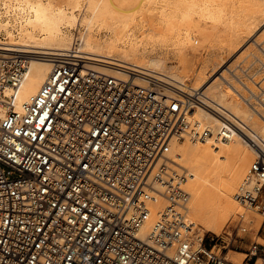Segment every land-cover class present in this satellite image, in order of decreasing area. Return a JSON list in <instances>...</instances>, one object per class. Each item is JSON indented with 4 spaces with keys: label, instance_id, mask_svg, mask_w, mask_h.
Returning <instances> with one entry per match:
<instances>
[{
    "label": "built area",
    "instance_id": "obj_1",
    "mask_svg": "<svg viewBox=\"0 0 264 264\" xmlns=\"http://www.w3.org/2000/svg\"><path fill=\"white\" fill-rule=\"evenodd\" d=\"M8 60L0 58V264H233L223 236L193 238L185 177L170 166L195 97L168 98L85 69L82 58L58 59L17 111L5 90L18 88L26 59ZM258 149L238 198L260 213L261 231ZM159 198L166 204L142 236ZM260 254L255 241L245 264Z\"/></svg>",
    "mask_w": 264,
    "mask_h": 264
},
{
    "label": "bare ground",
    "instance_id": "obj_2",
    "mask_svg": "<svg viewBox=\"0 0 264 264\" xmlns=\"http://www.w3.org/2000/svg\"><path fill=\"white\" fill-rule=\"evenodd\" d=\"M16 57L26 59V73L5 94L16 93L17 111L58 59L82 58L85 69L168 98L195 97L190 128L168 153L185 177L193 238L262 218L238 194L264 149V0H0V58ZM165 204L149 205L142 236ZM242 224V233L251 229ZM232 253L230 262L245 264L247 254Z\"/></svg>",
    "mask_w": 264,
    "mask_h": 264
},
{
    "label": "rangeland",
    "instance_id": "obj_3",
    "mask_svg": "<svg viewBox=\"0 0 264 264\" xmlns=\"http://www.w3.org/2000/svg\"><path fill=\"white\" fill-rule=\"evenodd\" d=\"M259 220L262 223V218L260 217L256 219H252V217L246 216L244 218L240 217L228 225V227L223 233L225 235L222 234V236L224 237V240H226L227 243H230L229 249L233 251L232 253L233 257L238 254H242L246 256L248 249L250 248L251 244L255 241L264 245V228L259 232V234L257 232L259 230V228L257 227L258 224L257 222ZM240 223L251 226V229H249L248 232L246 233H242L239 227ZM230 233L231 236L227 237L226 234H230ZM260 257H263V255L260 254ZM261 263L263 262L260 261V264Z\"/></svg>",
    "mask_w": 264,
    "mask_h": 264
}]
</instances>
